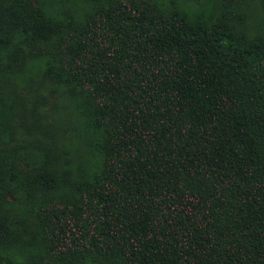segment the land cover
Here are the masks:
<instances>
[{
    "label": "trees",
    "instance_id": "1",
    "mask_svg": "<svg viewBox=\"0 0 264 264\" xmlns=\"http://www.w3.org/2000/svg\"><path fill=\"white\" fill-rule=\"evenodd\" d=\"M215 3L112 0L62 35L40 4L0 0V264L35 215L44 264H264V32ZM37 62L82 115L95 178L68 187L51 151L70 133L35 131L51 101L8 72Z\"/></svg>",
    "mask_w": 264,
    "mask_h": 264
},
{
    "label": "rangeland",
    "instance_id": "2",
    "mask_svg": "<svg viewBox=\"0 0 264 264\" xmlns=\"http://www.w3.org/2000/svg\"><path fill=\"white\" fill-rule=\"evenodd\" d=\"M140 3L151 4L158 9L165 11L172 9L175 5L180 4H195L196 0H136ZM112 0H32L34 5L41 6L43 12L49 17H53L58 24L63 27L62 35L71 32V23L77 24V22L84 21L91 14H93L97 7L105 4H110ZM214 11L218 18L225 20L229 24L234 26L236 31H241L248 35L249 38H254L264 32V0H216ZM74 26V25H73ZM58 38V37H56ZM54 61L50 62L51 67ZM58 68L64 71L63 66L56 60ZM30 74V81L28 78V72ZM8 73L13 79V82L19 83V90L22 94L25 92L22 86H26L32 91H37L38 94L47 93L51 102L44 106L41 111L38 105L37 113L33 109L35 117L37 116L36 129L44 125H51L60 136L63 131L70 133L57 139V146H53L51 154L56 156L58 162L65 168V181L67 186L71 185V180H82L95 178L103 165L102 156L97 155L96 152L87 149L85 143L82 141L80 144L78 138L71 139V134L74 135L73 130L80 125L82 115L77 112L76 106L71 102L68 95L59 93V97L52 95V88L59 87L57 82L46 79L44 65L41 62H37L30 69L19 70V68H12ZM14 86L12 84L0 85V96L13 97ZM38 96V95H37ZM57 97V98H56ZM75 103V102H74ZM26 106V102H23V107ZM32 107L31 102L28 104ZM27 106V107H28ZM90 107V106H87ZM23 111V108H22ZM39 114V115H38ZM41 115V118H40ZM42 126V127H41ZM48 126V125H47ZM71 140L73 144H71ZM22 164V162H20ZM71 190V188H69ZM65 189L68 195H71V191ZM60 193V192H59ZM65 199V197H63ZM66 200L71 201V196ZM25 229L19 234V240L12 248L10 253L7 254L6 264H44L43 257L46 254V247L42 239L40 232V225L37 216H33L24 225ZM55 264H59L56 262Z\"/></svg>",
    "mask_w": 264,
    "mask_h": 264
}]
</instances>
